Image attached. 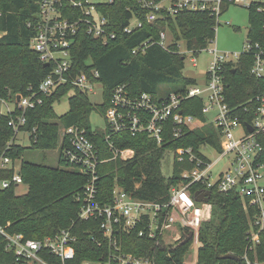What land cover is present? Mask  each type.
Segmentation results:
<instances>
[{
    "label": "trees",
    "instance_id": "16d2710c",
    "mask_svg": "<svg viewBox=\"0 0 264 264\" xmlns=\"http://www.w3.org/2000/svg\"><path fill=\"white\" fill-rule=\"evenodd\" d=\"M38 1L0 0L2 100H16L17 95H27L30 90H36L48 71L36 52L30 48V40L36 31L37 20L34 16L38 12ZM226 7L223 6L221 13ZM95 8L108 20L107 30L114 32L115 37L104 42L101 38L87 34L85 28L79 29L71 45V74L85 72L91 76L92 69L98 71L97 81L102 85V102L97 109L102 114L109 105L112 90L118 85H126L133 96L147 92L155 98H161L196 83V79L182 74L185 55L177 41L182 39L185 49L193 54L208 47L219 25L214 16L207 12L180 10L173 15L166 12L155 22L147 23L138 0H109L95 3ZM248 10L247 40L264 46V10L258 11L257 6ZM72 12L78 14V11L63 9L64 15ZM133 16L143 20V25L126 33L124 27ZM162 31L169 32L173 39L166 47L159 44ZM147 39L154 43L144 50H135ZM252 61L251 54H243L236 62L225 65V94L231 106L264 93V77L256 78L250 73ZM70 91L73 93L69 98V110L61 116L56 115L53 105ZM201 105L200 98H190L183 102L182 109L184 113L203 120ZM14 108L0 114V155L8 156L14 164L20 160L18 172L22 184L27 185V191L16 194L14 184L0 188V226L9 233H20L26 239H42L61 229L70 228L77 239L74 243V259L67 264H80L83 260L96 261L108 253L109 245L107 240L102 239L99 219H79L80 202L77 197L89 177L61 157L63 144L59 140L60 128L71 125L84 128L100 149V157L106 159L98 165L97 170V200L102 204L112 202L115 184L127 192L134 191L140 198L164 200L169 186L180 180L181 167L176 164L171 176L162 174L161 160L165 150L191 146L197 151L205 142L218 146L217 136L211 127L194 129L178 139L165 140L162 145H158L145 133L131 136L122 132L111 134L110 140L119 148L132 149L134 154L126 160L113 158L107 149V131L90 129L89 119L95 107L89 94L68 83L50 96L43 97L42 104L25 113L26 123L22 131L29 133L30 149L59 148V165L49 166L23 157L28 148L15 143L13 130L8 125V121L19 113ZM241 117L249 121L252 112L242 114ZM208 128L214 133L207 135L205 129ZM259 139L262 149L258 160L264 163V134ZM13 171V166L0 169V180L10 179ZM136 183H140L138 187H135ZM195 189L196 185H193L192 190ZM209 202L212 204V214L210 220L200 227L196 264L231 263V260L222 258L227 253L238 256L247 253L251 259L257 255L259 260H264V229L259 235L256 254L246 249L247 231L254 209H245L241 198L235 193L223 194L212 190ZM140 227L130 232H121L118 242L122 250L136 255L152 251L153 243L138 235ZM4 245V238L0 235V264H24L16 260L15 254L6 250ZM165 249L160 248L156 252L157 264H180L187 246L171 248V257L165 255ZM43 257L61 264L58 258L48 253H43Z\"/></svg>",
    "mask_w": 264,
    "mask_h": 264
},
{
    "label": "built area",
    "instance_id": "2783aa9c",
    "mask_svg": "<svg viewBox=\"0 0 264 264\" xmlns=\"http://www.w3.org/2000/svg\"><path fill=\"white\" fill-rule=\"evenodd\" d=\"M144 11L147 23L155 22L164 13L171 15L180 10L207 12L218 21L224 5L241 4L246 8L257 6L264 10V0H138ZM36 31L30 40V48L36 52L42 63H47L48 71L39 82L36 90L27 95H18L15 110L19 111L15 118L8 121L14 138L26 123V111L42 104L43 97L50 96L56 89L72 84L88 94L102 85L97 78L96 69L91 76L85 72L71 74V45L73 36L79 29L104 42L114 38L115 33L107 30L108 20L88 0H39ZM71 8L79 13L76 16L64 15L63 9ZM143 20L133 16L124 27L126 33L143 25ZM154 43L151 39L143 41L135 50H144ZM159 44L166 47V32H160ZM133 50V52H135ZM211 55L203 81H196L183 91L170 92L168 95L155 98L147 92L131 95L126 85L116 86L110 96L109 105L104 117V130L107 149L113 158L123 160L133 156L130 148H119L110 140L111 134L127 132L131 136L145 133L158 145L165 140H175L184 134L204 127H211L217 136L218 146L209 142L202 143L196 151L191 146L168 148L173 152V165H181L180 180L168 188L167 198L161 201L137 197L134 191L127 192L115 184L112 202L102 204L97 200L98 165L106 159L100 157V149L89 138L84 128L78 126L62 127L59 140L63 144L61 157L69 164L76 166L89 179L77 197L80 202L79 219H99L102 239L108 241L109 251L96 261L83 260L80 264H157L155 259L158 249H165V255L171 257V248L182 241L189 233L190 238L184 245L186 251L199 247V231L201 225L210 220L212 204L209 202L211 191L237 194L246 209L253 208L255 213L247 231L246 249L256 254L260 232L264 229V185L261 169L264 163L258 160L262 149L259 139L264 134V93L254 96L244 103L229 105L225 94L224 69L227 63L236 62L241 55L251 54L253 57L250 73L256 78L264 77V46L259 42L246 41L240 53H218L211 47L201 50ZM195 65V59L191 58ZM190 98H200L203 120L195 115L183 112V102ZM252 112L249 121H244L242 114ZM249 124L252 131L246 127ZM238 129L239 133H234ZM26 133V131H23ZM29 134V133H27ZM9 146V143H8ZM211 146L218 157L210 160L202 147ZM218 160H225L223 168L215 179L213 170ZM13 166L10 179H1L0 188H8L12 184L18 186L22 178L15 171V164L8 156L0 155V169ZM19 170V169H18ZM140 183H136L138 187ZM196 185L193 191L192 186ZM209 191L207 201L198 202L194 198L196 192ZM141 225L138 235L153 243L150 253L136 255L124 251L118 242L121 232H130ZM0 235L4 238L5 249L12 251L16 260L29 264H56L43 257L48 253L59 259L61 264L74 259L76 235L70 228L61 229L54 235L42 239L24 238L20 233H9L0 226ZM100 244V242H97ZM177 248V247H176ZM183 254V256H184ZM181 259L180 264H196ZM238 256V255H237ZM239 260L219 262L216 264H264V260L249 258L247 253L238 256Z\"/></svg>",
    "mask_w": 264,
    "mask_h": 264
},
{
    "label": "rangeland",
    "instance_id": "374dc122",
    "mask_svg": "<svg viewBox=\"0 0 264 264\" xmlns=\"http://www.w3.org/2000/svg\"><path fill=\"white\" fill-rule=\"evenodd\" d=\"M90 3H103L109 0H88ZM72 11H76L74 9L69 8ZM70 15H77V14ZM79 13V12H78ZM218 23L215 29V36L212 43L209 44L211 49H215L218 53L228 52V53H240L244 50V46L247 41V34L249 30V10L245 6L241 4H230L227 5L225 10L219 15ZM172 36L169 32H166V46L172 43ZM180 50L185 55V66L182 70V74L189 78H194L196 81H203L205 78L204 73L208 68L209 61L211 59V55L207 52V50L200 51L197 54H193L185 49V45L182 39L177 41ZM191 58L195 59V65L192 64ZM72 91L68 92L64 95L59 102H56L53 105L54 112L56 115L61 116L65 114L69 110V98L72 95ZM89 99L91 103L94 105L95 110L92 111L90 115V129L96 130L98 132H103L104 130V117L101 111H98L97 107L102 102V88L100 85L96 86V91L94 93L89 94ZM15 100L6 101V106L9 108L13 106ZM1 104L2 113H6V106L4 103ZM213 130V129H212ZM214 131V130H213ZM205 133L207 135L212 134L214 132L211 129H205ZM234 133H239L238 129L235 130ZM15 143L22 145L28 149L25 150L23 157L26 160L33 162H41L45 163L49 166H58V158H59V148L55 149H47V150H35L30 149V138L23 131L19 132L15 137ZM202 150L207 153V156L210 160L215 161L218 157V153L211 146H203ZM20 160H17L15 163V171L19 169ZM225 164V160H218L215 168L213 170L212 179H215L219 171L223 168ZM61 168H65L64 165H60ZM173 152L170 149H166L161 160V172L164 176H171L173 172ZM261 173L263 174L262 183L264 185V168L261 169ZM27 191L26 184H19L15 187L16 194H24ZM243 203V202H242ZM243 207H246L243 204ZM248 244V243H247ZM247 247V245H246ZM196 257L195 250L186 251L183 256V259L189 260L194 263V258ZM197 259V257H196ZM29 264V263H24Z\"/></svg>",
    "mask_w": 264,
    "mask_h": 264
},
{
    "label": "water",
    "instance_id": "95a60500",
    "mask_svg": "<svg viewBox=\"0 0 264 264\" xmlns=\"http://www.w3.org/2000/svg\"><path fill=\"white\" fill-rule=\"evenodd\" d=\"M34 17H35V19H37L38 16L35 15ZM47 65H48L47 63H43V67H46ZM18 98H19V96L17 95L16 100H18ZM246 127L248 128L249 131H252V128L249 124H246ZM208 196H209V191H206L205 193L196 192L194 194V198L198 202L207 201ZM190 236H191V233H189V235H187L182 241H180L174 248L184 245L185 242L187 241V239L190 238ZM222 258L229 259V260H239V257L233 253H227V254L223 255Z\"/></svg>",
    "mask_w": 264,
    "mask_h": 264
},
{
    "label": "crops",
    "instance_id": "0c3cea01",
    "mask_svg": "<svg viewBox=\"0 0 264 264\" xmlns=\"http://www.w3.org/2000/svg\"><path fill=\"white\" fill-rule=\"evenodd\" d=\"M0 103H4L5 104V106H6V101L5 100H2V99H0ZM14 106H15V103H14V105L13 106H11L10 108L8 107V106H6V112H9V111H11L13 108H14ZM0 114H3L2 113V109H1V104H0ZM25 134H27V133H25ZM28 135V134H27Z\"/></svg>",
    "mask_w": 264,
    "mask_h": 264
}]
</instances>
